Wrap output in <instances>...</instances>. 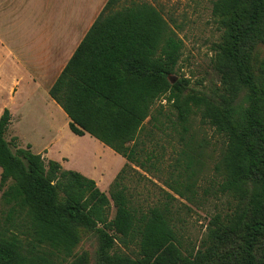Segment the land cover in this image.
Wrapping results in <instances>:
<instances>
[{"label":"trees","instance_id":"trees-1","mask_svg":"<svg viewBox=\"0 0 264 264\" xmlns=\"http://www.w3.org/2000/svg\"><path fill=\"white\" fill-rule=\"evenodd\" d=\"M212 16L221 33L213 49L218 81L208 90L176 77L181 39L159 10L136 0H107L50 87L71 133L88 134L126 160L108 195L29 145L13 150L5 139L11 115L2 111L0 264H264V0H214ZM159 99L182 131L199 117L221 138L203 195L225 198L230 209L210 219L197 250L186 254L171 202L195 194L191 158V174L167 184L172 193L147 211L123 184L126 169L149 172L140 135L148 118L158 123ZM88 237L92 261L75 253ZM132 246L134 256L126 252Z\"/></svg>","mask_w":264,"mask_h":264},{"label":"rangeland","instance_id":"rangeland-1","mask_svg":"<svg viewBox=\"0 0 264 264\" xmlns=\"http://www.w3.org/2000/svg\"><path fill=\"white\" fill-rule=\"evenodd\" d=\"M129 1L122 0L123 3ZM136 1L148 3L159 10L181 39L183 46L176 77L187 79L188 87L193 90L205 91L214 86L218 78L214 71L213 49L221 33L212 16L214 0ZM8 20L0 19V36L5 39L12 35L7 30L10 27ZM79 29L74 34L75 43L65 53L67 56L83 35L86 26ZM35 37L36 33L26 32L22 35V40L32 45L29 42ZM15 73L18 74L16 67L0 62V76L10 78ZM5 81L0 79V87ZM6 94L7 92L3 94L0 91V115L4 108L11 105L14 121L8 127L5 139L11 143L13 150L15 147L25 148L30 144V150L40 154L45 162L55 161L63 170L79 172L94 180L106 195L109 194L112 182L127 163L124 158L88 134L76 136L71 133L68 125H65L60 114L55 111V106L50 107L42 95H37L22 105H12ZM159 105L163 109L157 111ZM152 113L158 123L155 126V123H149L148 118L145 121V130L140 135L143 148L150 156L145 164L149 172L145 173L135 166L132 167L133 170L126 169L123 184L127 187L134 206L147 211L164 201V193H172L167 184L175 180L183 181L191 174L185 171L186 157L191 158L192 169L196 172L192 177L195 194L192 196L185 192L190 200L174 196L176 200L171 202L182 251L186 254V251L197 250L210 219L216 214L223 215L230 209L225 198L203 195V190L210 186L214 178L213 167L221 148V138L211 127L203 124L199 117L191 120L187 132L182 131L181 126L168 121V117L174 119V114L170 112L164 99L156 101ZM19 117L20 121L16 122ZM16 132L24 144L18 140ZM145 157L143 155L141 161ZM94 249L95 240L91 237L83 238L75 253H88L92 261ZM136 251V247L132 246L126 252L134 256L132 253Z\"/></svg>","mask_w":264,"mask_h":264},{"label":"crops","instance_id":"crops-1","mask_svg":"<svg viewBox=\"0 0 264 264\" xmlns=\"http://www.w3.org/2000/svg\"><path fill=\"white\" fill-rule=\"evenodd\" d=\"M106 2L107 0H0V19H9L10 27L7 30L12 34L7 39L0 36V62L10 64L18 70V74L15 73L10 78L0 76V79L6 80L0 91L3 94L7 92L8 101L12 105H22L35 96L42 95L50 107L55 106V111L60 114L65 125H68L67 115L50 98L48 91ZM82 26H86L83 35L67 56L66 51L75 43L74 34ZM26 32L36 33V37L29 42L32 45L22 40V35ZM7 108L11 115L9 126H12L14 118L11 105ZM19 119L20 117L16 122ZM16 137L24 144L17 132Z\"/></svg>","mask_w":264,"mask_h":264}]
</instances>
